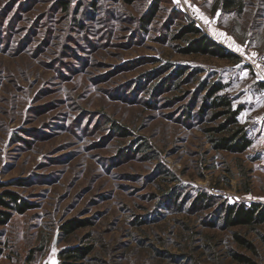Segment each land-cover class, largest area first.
I'll return each mask as SVG.
<instances>
[{"label": "rangeland", "instance_id": "374dc122", "mask_svg": "<svg viewBox=\"0 0 264 264\" xmlns=\"http://www.w3.org/2000/svg\"><path fill=\"white\" fill-rule=\"evenodd\" d=\"M243 1L0 0V192L28 204L0 224V264L80 245L84 264H264V225L220 217L264 203V0ZM189 19L239 58L183 53ZM216 81L244 105L243 152L210 139Z\"/></svg>", "mask_w": 264, "mask_h": 264}, {"label": "trees", "instance_id": "16d2710c", "mask_svg": "<svg viewBox=\"0 0 264 264\" xmlns=\"http://www.w3.org/2000/svg\"><path fill=\"white\" fill-rule=\"evenodd\" d=\"M222 5L226 9L242 10L244 6L243 0H222ZM148 21V19L146 20ZM180 37L191 35L187 38V43L181 48L183 53H201L219 56L222 58L238 59V55L229 50L226 46L208 35L193 19H189L188 23L181 30ZM259 86L264 88V81L259 82ZM225 85L216 81L213 82L208 97H210L209 107L213 108V119L224 117L216 125L207 128L210 132L212 144L217 149H224L233 152H243L248 149L253 143V136L249 132L248 127L240 121V113L244 109L243 104L234 105L230 96L220 93ZM122 128V127H120ZM123 129V128H122ZM204 204L213 201L214 197L210 194L202 193L199 198ZM0 224L8 222L12 216L11 209L23 211L28 207V204L22 201L21 196L12 190H3L0 192ZM220 217L223 225L228 226H246L250 230H256L259 226L264 225V203L236 201L225 202L221 208ZM79 220H69L62 225L65 233H71L80 225ZM208 224H213V221H208ZM233 238L240 244L249 248H254L253 243L245 236L234 231ZM262 242L264 243V234H261ZM91 248L86 245H80L67 248L60 253L61 260L58 264H84L83 260L90 252ZM3 250L0 248V257ZM232 256L244 263L254 264L252 258L247 255L233 251ZM29 260H32V255H29ZM26 264H29L26 263Z\"/></svg>", "mask_w": 264, "mask_h": 264}, {"label": "built area", "instance_id": "2783aa9c", "mask_svg": "<svg viewBox=\"0 0 264 264\" xmlns=\"http://www.w3.org/2000/svg\"><path fill=\"white\" fill-rule=\"evenodd\" d=\"M253 68H254L255 73L258 75V77H259L262 81H264V71H262V70L260 69V67L258 66L257 63H254V64H253Z\"/></svg>", "mask_w": 264, "mask_h": 264}, {"label": "crops", "instance_id": "0c3cea01", "mask_svg": "<svg viewBox=\"0 0 264 264\" xmlns=\"http://www.w3.org/2000/svg\"><path fill=\"white\" fill-rule=\"evenodd\" d=\"M246 202H247V203H250L251 201H250V202L246 201Z\"/></svg>", "mask_w": 264, "mask_h": 264}]
</instances>
